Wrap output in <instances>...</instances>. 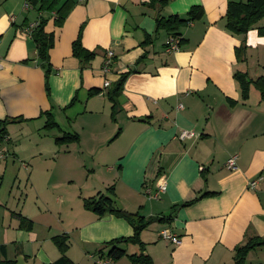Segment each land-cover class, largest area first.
Listing matches in <instances>:
<instances>
[{"label": "crops", "instance_id": "1", "mask_svg": "<svg viewBox=\"0 0 264 264\" xmlns=\"http://www.w3.org/2000/svg\"><path fill=\"white\" fill-rule=\"evenodd\" d=\"M36 1L25 9V0H0V120L15 119L7 124L4 140L30 172L38 204L58 221L67 214L73 218L58 233L68 235L69 248L81 246L77 257L70 252L68 257L80 264L86 252L106 256L109 241L133 235L126 218L99 216L84 206L85 198L114 187L118 208L146 219L172 217L169 223L151 222L141 234L155 264H234L238 245L264 238V100L255 84L264 78V17L236 34L226 27L228 4L248 0H168L163 7L150 0H70L69 13L57 25L56 13L40 11ZM193 6H202L204 15L178 30L184 40L180 50L166 52L171 32L157 30L158 14L186 17ZM41 19L55 36L49 94L46 68L28 31ZM78 36L96 53L88 64L73 53ZM108 50L114 59L105 71ZM129 71L113 115L111 86L105 82L114 84ZM238 73L251 81L247 99ZM96 89L100 92L91 93ZM46 113L58 126L46 127ZM183 129L196 135L181 140ZM63 133H76L79 141L58 144ZM235 154L236 167L228 169L226 162ZM42 164L51 174L48 183H38L37 174L31 179ZM260 176L250 188L249 181ZM62 179L70 187L67 193L57 191ZM161 182L166 192L148 198L144 185L155 190ZM204 193L209 195L182 206ZM20 215L36 220L32 213ZM165 227L180 244L159 238ZM24 231L12 239L5 231L0 259L17 261L23 254L27 264H48L61 256L55 243L27 251L28 244L19 239ZM26 231L39 244L38 232ZM125 248L128 254L139 252L134 244ZM35 252L40 260L31 261ZM112 264L132 263L123 257ZM245 264H264V244L249 251Z\"/></svg>", "mask_w": 264, "mask_h": 264}, {"label": "trees", "instance_id": "2", "mask_svg": "<svg viewBox=\"0 0 264 264\" xmlns=\"http://www.w3.org/2000/svg\"><path fill=\"white\" fill-rule=\"evenodd\" d=\"M168 0H150L149 3L152 5H159L163 7L167 4ZM34 3V0L31 1ZM36 4L39 5L40 11H50L56 13L55 23L57 25H62L67 14L69 13L72 3L70 0H39L36 1ZM204 15V9L202 6H193L186 17H181L179 15H170L168 17L161 16L158 14L157 16V30L165 29L171 32L170 35H178L182 39V43L184 42L182 35L179 33V29L183 26L188 25L191 21L199 20ZM262 17H264V0H248L246 2H230L227 8V24L226 27L233 33L243 34L248 32V30ZM47 24L46 19H41L38 22V25L32 30L31 36L33 41L35 42L38 50V57L41 61V64L46 68V91L48 94L50 93L49 86V76L51 73V64H50V49L54 46L55 36L54 33H48L45 30ZM261 34H264V28L260 30ZM152 38L148 37L144 42L146 45L151 43ZM73 53L75 56L80 58L84 64L90 63L92 59L96 56L94 51L87 50L82 42L81 36L73 42ZM242 48L237 49V55L241 59ZM145 57V56H143ZM131 71L123 73L120 78L114 83L111 84L110 89L107 94L110 100L113 102V115L115 114V109L118 104L117 98L122 92L124 82L126 81L128 75ZM236 78L239 82L240 88L242 90V96L244 99L248 98L250 92V83L251 81L247 80V77L243 73L236 74ZM264 78L260 77L255 81L256 86L260 89L262 99L264 100ZM99 90H92L91 93H98ZM49 116L46 127L53 128L58 126L56 121L54 120L52 114L46 113ZM15 121V119H6L0 120V140L4 139L7 134L6 126L9 122ZM79 141V135L76 133H63L61 136L56 138V142L58 144L77 142ZM114 192V187L107 188L106 193H99L98 195L85 198L84 206L86 209L93 211L99 216H104L108 213L114 214L119 217H124L126 220L133 226L134 233L129 237H121L116 238L109 241L107 244L109 249L107 251L106 256L114 261H118L123 257H128L132 264H155L153 258L146 252V244L141 238V234L143 230L153 221H171V216L168 215V218L163 217H151L146 219L144 216L139 213H129L123 209H120L116 206L115 201L112 197V193ZM209 195V193H204L193 201L185 202L182 206H187L192 204L197 199L201 197ZM21 216V215H20ZM23 226L27 230H32L34 223L33 220L26 219L21 216ZM54 243L57 245L58 250L61 253V256L55 261L48 264H76L73 260H71L67 254L66 250L69 246V237L67 234L62 236L53 237ZM127 244H134L139 247L138 253L128 254L125 246ZM264 244V238H253L241 245L236 247L235 254V262L234 264H245L247 255L249 251L255 247L261 246ZM2 251H4V246L1 247ZM4 253V252H2ZM0 264H16L15 260H9L7 258L0 259Z\"/></svg>", "mask_w": 264, "mask_h": 264}, {"label": "rangeland", "instance_id": "3", "mask_svg": "<svg viewBox=\"0 0 264 264\" xmlns=\"http://www.w3.org/2000/svg\"><path fill=\"white\" fill-rule=\"evenodd\" d=\"M6 145L7 142H5L4 139H1L0 151L4 153L5 157L0 159V243H2L3 239H5V231H9L10 237L12 239L13 236H16V233L18 234L17 231H21L23 229L25 231L24 233L20 234L19 239L23 241L24 245L28 244L26 247L27 251H31V249L40 246V244H43L44 249L54 245L57 247L56 244H52L55 242L53 238L49 239V237H51L53 233L57 234L54 237L64 235V233H58L64 232L65 228L69 227V225L74 222L73 218L67 214L65 215L63 222H61V220L58 221L59 218L57 215L51 212H45L43 210V206L38 204L37 198H35V191L31 189V180H29L30 172L27 171L24 166H22L21 161L18 160V158L13 157V154H11L12 152L8 151ZM46 168L47 167L42 164L35 170V173H31L32 181L33 176L35 179V175L37 174L38 177H36V181L38 183L40 181L46 182L51 175L50 173H47ZM58 179L59 178L56 176H53V180ZM60 181L63 182V185L62 187L57 188V191H64L67 193V191L70 189L67 181L63 179ZM55 204L56 202L54 199L50 204V207H53ZM39 206H41V209H39ZM20 212H24L26 214L32 213L33 216L35 215L34 217H36V220L32 218L34 220L33 229L39 234V244L34 245L32 242L33 240L30 238V231H26L25 227H20V225H24L22 223V219H20L22 216H20ZM12 216L14 217L12 218ZM44 241H46V243H43ZM79 247L81 246L77 245L76 243H73L72 247L70 248L68 246V249L66 250L67 256H69L68 254L70 252L71 255L77 257L75 252L79 251ZM92 252L94 253L86 252L83 259L84 261L80 264H96L99 254H95V251ZM35 253L31 254V261H33L35 257L40 260L38 253ZM78 256H81V254L78 253ZM124 260L126 261V259H123L121 262H124Z\"/></svg>", "mask_w": 264, "mask_h": 264}, {"label": "built area", "instance_id": "4", "mask_svg": "<svg viewBox=\"0 0 264 264\" xmlns=\"http://www.w3.org/2000/svg\"><path fill=\"white\" fill-rule=\"evenodd\" d=\"M31 1L32 0H25L24 3V8L27 9L31 6ZM193 24V22L191 21L188 25ZM38 25V23L32 24L29 28L28 31L31 35L32 30ZM182 47V39L180 36L178 35H170L165 43V50L168 53H173L176 52L178 50H180ZM114 59V52L111 50L107 51V57L106 60L104 62V70L108 71L109 70V66L110 64L113 62ZM111 86V82L109 80H107L105 82V87L108 88ZM196 135V133L192 130H187V129H183L181 130L178 138L181 140H184L186 138H192ZM5 155L3 152L0 151V158H3ZM237 155H232L226 162V167L228 169H234L236 167V162H237ZM263 177L260 176L257 179H253L249 181V187L254 189L256 187V185L258 184V182L262 179ZM167 190V184L166 182H161L157 189L153 190L151 185H144V193L148 196V198L151 199H159L161 198L162 194L164 192H166ZM159 238L161 240H164L166 242H171L174 244H180L181 243V239L178 235H176L169 227H165L163 229L160 230L159 232ZM96 264H112V260H110L107 256L104 255H98V260L96 261Z\"/></svg>", "mask_w": 264, "mask_h": 264}, {"label": "water", "instance_id": "5", "mask_svg": "<svg viewBox=\"0 0 264 264\" xmlns=\"http://www.w3.org/2000/svg\"><path fill=\"white\" fill-rule=\"evenodd\" d=\"M16 264H26V262H25V259H24V256H23V255H21V256H18V257H17Z\"/></svg>", "mask_w": 264, "mask_h": 264}]
</instances>
